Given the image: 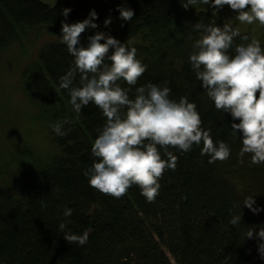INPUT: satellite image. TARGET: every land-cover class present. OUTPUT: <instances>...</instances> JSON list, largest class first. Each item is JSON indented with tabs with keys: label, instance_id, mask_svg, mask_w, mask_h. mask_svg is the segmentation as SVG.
<instances>
[{
	"label": "trees",
	"instance_id": "trees-1",
	"mask_svg": "<svg viewBox=\"0 0 264 264\" xmlns=\"http://www.w3.org/2000/svg\"><path fill=\"white\" fill-rule=\"evenodd\" d=\"M185 2L65 0L49 5L42 0H0V64L25 60L23 77L31 107L24 115L30 125L28 147L41 155L0 162V264H264L257 251L259 237H245L250 229L264 228V164H251L250 155L239 162L242 145L239 133L231 128V116L216 110L189 62L198 38L191 25L224 22L211 7L185 9ZM119 7L131 8L133 20H121L116 33L105 32L104 20L119 17ZM64 8L70 9L67 18ZM91 10L97 13L98 27L86 29L81 44L96 31L121 42L134 41L137 58L146 65L136 87L167 82L171 98L185 96L194 102L202 127L210 128L214 141H223L230 149L227 160L211 164L201 155L202 144L187 153L170 149L178 157L177 166L165 171L153 203L135 185L120 199L105 195L83 174L96 159L91 144L106 118L92 103L77 114L69 103V90L59 87L73 61L59 35L61 21H82ZM241 33L251 37L247 31ZM43 35L54 39L43 41L31 53ZM235 43H240L239 37ZM260 43L264 47V37ZM134 93L135 87L130 98ZM65 118L73 122L64 125L70 130L61 137L51 125ZM38 131L50 141L46 152L32 141ZM249 196L253 207L261 209L257 214L243 205ZM65 207L73 209L70 217L63 215ZM240 208L241 223L230 224ZM85 231L89 238L84 246L64 239Z\"/></svg>",
	"mask_w": 264,
	"mask_h": 264
},
{
	"label": "clouds",
	"instance_id": "clouds-1",
	"mask_svg": "<svg viewBox=\"0 0 264 264\" xmlns=\"http://www.w3.org/2000/svg\"><path fill=\"white\" fill-rule=\"evenodd\" d=\"M197 5L211 7L215 17L227 5L240 24L264 26V0H186L182 6L187 9ZM118 10L122 21L133 20L131 8ZM69 12L68 8L62 9L65 18ZM96 18L97 13L91 10L82 21H61L59 35L73 57L72 66L60 77L59 87L69 90V103L77 114L92 103L106 118L91 144V154L96 159L83 174L92 188L105 195L120 199L135 185L146 201L153 203L165 171H175L177 166L178 157L170 149L187 153L193 145L202 144L201 155L208 157L209 164L227 160L230 149L225 142L214 141L210 128L202 127L194 102L185 96L178 101L171 98L167 82H146L136 87L146 65L137 58L134 41L121 42L96 31L87 37L86 44H81L86 29L98 27ZM110 23V18L104 20L105 27ZM191 28L198 33L189 54L191 69L216 110L231 116V128L239 133L242 145L239 162L243 163L245 156L250 155L251 164H264V47L259 39L242 34L240 27H233L230 22L222 26L215 20L208 24L196 22ZM237 37L240 43H235ZM120 81L128 87H122ZM133 87L134 98H130ZM72 122L65 118L51 127L63 137L70 130L64 125ZM254 204L253 196L243 202L257 214L261 209L253 207ZM41 207L46 208V203L41 202ZM72 213L70 207L63 209L65 217ZM241 217L240 208L230 224L241 223ZM245 237H259L257 251L264 259V228L250 229ZM88 238L87 231L64 236L68 244L79 246L87 244Z\"/></svg>",
	"mask_w": 264,
	"mask_h": 264
},
{
	"label": "rangeland",
	"instance_id": "rangeland-1",
	"mask_svg": "<svg viewBox=\"0 0 264 264\" xmlns=\"http://www.w3.org/2000/svg\"><path fill=\"white\" fill-rule=\"evenodd\" d=\"M44 3L54 5L58 2L65 0H42ZM217 15L222 18L224 23L235 24L236 27H240L241 32H249L251 37L262 39L264 37V26H260L258 23L253 25H242L236 19V13L224 5L223 8L217 11ZM121 19L115 17L111 19L109 26L103 29L105 32L116 33L119 29ZM54 39L49 35L41 36L36 45L32 46L31 53L40 46L43 41ZM37 46V47H36ZM0 64V105L3 102L4 105L0 109V162L12 158L14 156H21L30 160L41 157L39 152H36L34 148H29L30 141L27 138L26 129L29 127L28 119L24 117L26 111H30L29 92L26 89L24 82V71L26 68L25 60L17 63ZM24 143H20V142ZM32 141L42 152H46L51 149V144L48 137L42 131L36 132L32 136ZM24 147V149H21ZM19 150V151H18ZM172 262L174 259L169 255Z\"/></svg>",
	"mask_w": 264,
	"mask_h": 264
}]
</instances>
